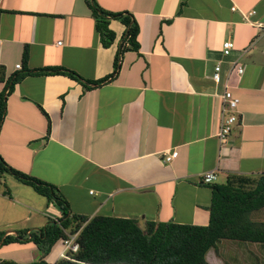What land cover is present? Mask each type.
Segmentation results:
<instances>
[{
	"label": "crops",
	"instance_id": "crops-1",
	"mask_svg": "<svg viewBox=\"0 0 264 264\" xmlns=\"http://www.w3.org/2000/svg\"><path fill=\"white\" fill-rule=\"evenodd\" d=\"M93 1L104 12L132 15L137 51L117 20L108 25L114 42L103 48L86 0H0L1 159L55 186L74 215L134 219L140 228L149 222L206 226L211 190L202 183L205 173L214 172L212 184L228 175L264 176V0ZM226 41L234 47L228 57L222 55ZM24 49L28 70L60 67L80 81L28 76L7 95L5 83L21 70ZM116 53V75L99 83L113 73ZM218 63L216 85L211 77ZM225 85L239 99V120L222 142ZM171 152L177 156L164 162ZM3 182L0 233L38 230L60 216L12 176ZM62 241L44 258L48 264L65 257ZM223 242L258 246L223 240L207 252L208 264H223ZM246 252L240 254L256 260ZM39 258L32 243L0 247V264Z\"/></svg>",
	"mask_w": 264,
	"mask_h": 264
},
{
	"label": "trees",
	"instance_id": "trees-1",
	"mask_svg": "<svg viewBox=\"0 0 264 264\" xmlns=\"http://www.w3.org/2000/svg\"><path fill=\"white\" fill-rule=\"evenodd\" d=\"M95 19L96 31L103 48L114 42V34L108 28L110 20H117L126 28L124 38L133 50H138L136 37L138 27L128 12L108 13L101 10L93 0H86ZM123 52L120 48L118 53ZM119 54L113 61V73L99 83L113 78L118 71ZM27 51L22 53V67L5 83L7 95L15 84L28 76H66L80 81L75 73L60 67L28 70ZM4 68L0 66V81ZM6 111V95L0 96V127ZM48 130L50 125L48 124ZM12 176L21 184L30 187L36 194L46 198L58 209V218H48L38 230L18 232L15 236L0 233V247L11 243H32L40 258L30 264H48L44 258L60 240L76 235V253H67L54 264H208L206 254L216 250L225 240L242 244H257L264 251V222L251 219L252 213L264 208V176L251 179L228 175L223 184L207 186L211 200L206 210L209 213L206 226L180 225L171 222L146 224L140 228L134 219L113 218L97 215L92 218L74 215L66 199L58 189L48 183L10 168L0 157V185L3 176ZM6 189V188H5ZM1 264H17L4 261Z\"/></svg>",
	"mask_w": 264,
	"mask_h": 264
},
{
	"label": "built area",
	"instance_id": "built-area-1",
	"mask_svg": "<svg viewBox=\"0 0 264 264\" xmlns=\"http://www.w3.org/2000/svg\"><path fill=\"white\" fill-rule=\"evenodd\" d=\"M259 28H264V26L259 25ZM233 43L226 41L222 44V55L224 57H228L233 50ZM18 69L19 66H17ZM232 69H234L237 75H241L243 73L242 67L237 66L236 63L232 64ZM220 73H221V64H217L212 73V81L217 85L220 83ZM221 99L225 105L223 112H222V121L220 125L219 132L217 134V138L220 141H225L229 135L232 133L234 126L237 124L239 117L237 113V107L239 104V99L233 95L230 89L225 85L224 92L221 95ZM177 156L176 152L165 153L163 160L164 162H170ZM202 183L206 185H210L215 180L214 172H207L202 177ZM76 235L69 236L67 239L63 240L64 251L67 254L69 253H76L78 250V245L75 241Z\"/></svg>",
	"mask_w": 264,
	"mask_h": 264
},
{
	"label": "rangeland",
	"instance_id": "rangeland-1",
	"mask_svg": "<svg viewBox=\"0 0 264 264\" xmlns=\"http://www.w3.org/2000/svg\"><path fill=\"white\" fill-rule=\"evenodd\" d=\"M251 219L255 222H264V209L253 213ZM61 245L63 246L62 243ZM246 251L256 254V260L248 259V256L246 254H240L241 252ZM261 251L262 250L260 246L255 247L251 245V247H242L227 242H223L218 247V254L221 256L223 264H264V253H262ZM208 256H210V254H208ZM211 256L213 258V256H215L214 253L211 254ZM212 260L213 259L209 257L210 263L212 262ZM218 264L220 263L218 262Z\"/></svg>",
	"mask_w": 264,
	"mask_h": 264
}]
</instances>
